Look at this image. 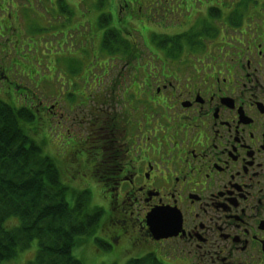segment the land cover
I'll return each mask as SVG.
<instances>
[{
  "label": "flooded vegetation",
  "instance_id": "obj_1",
  "mask_svg": "<svg viewBox=\"0 0 264 264\" xmlns=\"http://www.w3.org/2000/svg\"><path fill=\"white\" fill-rule=\"evenodd\" d=\"M14 4L0 0V43L15 36L8 38ZM243 27L226 45L185 51L169 73L170 94L156 88L160 99L124 101L138 115L90 113L94 168L116 171L107 183L123 217L116 211L114 223L120 214L136 226L137 242L148 243L147 215L170 213V236L160 243L189 264H264V30L256 39ZM195 57L200 65L190 67ZM145 101L158 118L144 115Z\"/></svg>",
  "mask_w": 264,
  "mask_h": 264
},
{
  "label": "rangeland",
  "instance_id": "obj_2",
  "mask_svg": "<svg viewBox=\"0 0 264 264\" xmlns=\"http://www.w3.org/2000/svg\"><path fill=\"white\" fill-rule=\"evenodd\" d=\"M14 1L15 4L10 15L19 24L21 38L25 40L30 37V30H33L28 28L30 25L33 26L32 28L41 31L38 34H34L27 42L22 43L23 41H21L16 52L12 49L9 55H3L0 58V68L1 70L4 69V72L7 69L10 80L8 81V85L0 88V98L14 107H24L28 110L33 107L35 99L45 105L48 104V106L56 102L53 111H65L71 127L70 130L75 133L74 136L76 138L68 135L69 131L53 115V112L46 115L48 118L46 120L45 115L42 116L43 119L39 117L35 120V117L39 115L33 114L34 118L29 121L30 123L24 124V128L30 134L29 138L34 140L37 143L36 145L42 149V153L53 157L51 158L60 170L59 174L63 182L68 181L70 183L68 186L70 189L65 192L64 199L66 201L68 200L69 204L72 205L74 199L72 200L71 197H75V193L80 192L81 197L85 195L84 193H89L90 205L88 204L89 209L86 210L85 214L89 217H95L97 208H105L112 203H109L104 198V189L99 184L98 179H92L91 175H89L90 172L84 171L86 169L89 170V168L83 166L80 158L89 148V143L85 142L84 139L87 137L86 128L93 117L88 114L93 110L96 113L103 111L110 116L116 115L118 120L121 119V116L126 118L138 115V113L131 112L127 106L125 107L124 101L128 100L122 97L125 90H128L127 92L130 95L131 93L139 95L141 92V100H152V97H154L153 99H160L154 91L156 88H159L160 91L162 90L164 94H170V89L166 86L168 82L171 83V86L174 85L172 80H164L166 83H163V79H159L150 93L142 92L144 87L143 78H141L140 84L135 83L129 87L130 80H133L135 74L137 72L140 73L144 66L147 68L152 81L161 76L163 69L169 68L173 71L175 66H172L171 63L165 62L166 65L163 67L158 64V60H153L152 56L156 59L162 57L160 56L159 58L152 51V49L157 50L156 43L158 42V39L154 37V33L159 34V31H161L167 34H180L183 32L182 30L185 31L191 25L193 27L197 25L196 20H199L200 24L196 28H199L197 31L199 34V32L204 30V26L206 25L204 21V8L202 9L196 5L200 3V0H160L161 4L162 1L170 3L168 4L169 7L174 5L173 8L177 11V18L169 15L167 12L168 5H165V7L161 6V8L156 6V0H60L57 5L52 2L55 0H41L40 3H37V0H33L32 3L34 5H31V0H28V2L25 0ZM204 1H202L203 5ZM240 1L242 0H238V2ZM28 5L30 9H28ZM52 7L53 9H50ZM233 7L234 5L224 11L220 9V13L227 12L230 15L232 14L231 10L234 11ZM2 8L4 7L2 6ZM23 8L29 10L30 21L24 20L21 12ZM45 8L49 9L45 11ZM147 8L153 9V12L149 16L150 20L143 15ZM160 10L162 12H159ZM138 11L141 13H138ZM196 11L199 16L191 19L189 24L186 21L188 16L194 14ZM172 14L175 15L174 11ZM239 14L242 13L240 12ZM222 15L220 14L221 20L208 21V24L214 26L212 28L213 31H217L216 36L223 33L221 32V27L226 18L224 16L222 17ZM154 17L159 19L157 23H162L163 25L173 23L174 19H178L179 22L163 30V27L162 29L156 28V25H154V22H156L154 21ZM172 17L173 19H171ZM146 19V23L148 24L145 26L142 23ZM236 19L238 20V18ZM249 19L257 24L259 31L256 33V36L253 35L255 28L248 29ZM185 24L187 25L185 26ZM243 25L244 27L242 29L246 31L248 36H251L250 38L257 37L256 39H258L259 35L257 34L261 30H264L262 28V25H264V15L260 14L258 17H255L254 14L250 13L245 18V24L243 23ZM110 26H114L121 33H125L123 37L126 45L124 46L123 52L113 51L103 53L96 48L97 38L95 36H98L102 28H108ZM180 28L182 29L180 30ZM8 35L12 37L14 31L9 29ZM214 37L212 36L210 39L214 40ZM224 38L226 39L225 36L221 35L219 41L226 45L224 42L227 41H224ZM210 39H204L203 42L207 45L211 43ZM0 45L10 47V43L7 41L2 42ZM184 48L186 49V47ZM184 48L182 47L180 51H183ZM143 51L149 54L148 58L147 55L143 56ZM197 53L200 54L202 52L197 51ZM130 57L136 59V62L129 66L132 69L131 72H133L131 74L123 68V65H125L124 62L126 63ZM187 58L188 55L185 56V59ZM194 65L195 67L200 65L196 57L190 61V67ZM112 70L113 72L117 70L116 72L118 73L110 74ZM166 71L164 74H166ZM116 79L118 83L114 84ZM11 80L20 86H25L27 89L34 91V93L24 92L21 88H18L17 92L13 93L14 87L11 85ZM134 81L136 82L137 80ZM103 84H106L105 90L103 91L106 101L115 100V103L109 104L111 108L96 104L92 100V97L96 96V94L100 96L99 93L104 88ZM163 86L166 89H162ZM16 94H21L26 102L32 106L27 107L26 104L24 106L14 105L11 97H17ZM86 102L89 103L85 105ZM68 103H74L79 106L75 107L73 112L67 111L66 104ZM149 106L151 105L145 101L146 114L153 115L152 119L158 118L160 112L157 111L155 114H152ZM133 108L137 109L138 107ZM140 109L138 108V110ZM51 120H54L55 124L48 127L52 123ZM76 121H80L81 123L80 130L77 127H73ZM121 191L122 189H120ZM100 200L102 201L101 204ZM111 214L112 212L106 209L102 213L98 224V233L96 231L95 235L85 239H79L76 242L75 247L72 249V256L81 261L82 264H125L131 258L128 253L133 250V247L127 243L123 242L118 246L115 245L111 250H104L103 246L98 244V242H106L104 238H107L115 232V229H113L114 226L118 227L117 225H113L112 222L107 224ZM7 224L16 225L17 221H8ZM101 225H105V227L100 228ZM110 225L113 227H110ZM149 247L145 249V252L143 249H138L133 255L135 257H143L148 253H155L161 260L171 257L166 246L150 243ZM15 255L16 257L9 260L6 264H29L34 258V249L28 248L20 250ZM164 264L169 263L164 262Z\"/></svg>",
  "mask_w": 264,
  "mask_h": 264
},
{
  "label": "trees",
  "instance_id": "obj_3",
  "mask_svg": "<svg viewBox=\"0 0 264 264\" xmlns=\"http://www.w3.org/2000/svg\"><path fill=\"white\" fill-rule=\"evenodd\" d=\"M29 120L24 110L0 100V264L28 248L34 249L29 264H82L72 249L93 234L102 213L85 214L86 194L73 206L64 199L68 188L60 170L24 129ZM13 220L16 225L7 224ZM127 264L162 263L148 256Z\"/></svg>",
  "mask_w": 264,
  "mask_h": 264
},
{
  "label": "water",
  "instance_id": "obj_4",
  "mask_svg": "<svg viewBox=\"0 0 264 264\" xmlns=\"http://www.w3.org/2000/svg\"><path fill=\"white\" fill-rule=\"evenodd\" d=\"M154 229H156V228H154Z\"/></svg>",
  "mask_w": 264,
  "mask_h": 264
}]
</instances>
